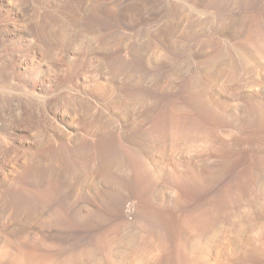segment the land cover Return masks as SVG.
<instances>
[{"label": "rangeland", "instance_id": "rangeland-1", "mask_svg": "<svg viewBox=\"0 0 264 264\" xmlns=\"http://www.w3.org/2000/svg\"><path fill=\"white\" fill-rule=\"evenodd\" d=\"M0 264H264V0H0Z\"/></svg>", "mask_w": 264, "mask_h": 264}, {"label": "bare ground", "instance_id": "bare-ground-1", "mask_svg": "<svg viewBox=\"0 0 264 264\" xmlns=\"http://www.w3.org/2000/svg\"><path fill=\"white\" fill-rule=\"evenodd\" d=\"M132 139V138H131Z\"/></svg>", "mask_w": 264, "mask_h": 264}]
</instances>
